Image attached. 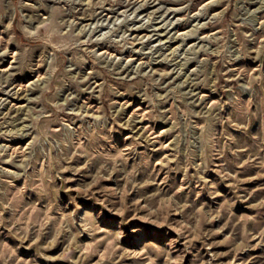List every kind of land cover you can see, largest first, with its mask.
<instances>
[{"label": "rangeland", "instance_id": "374dc122", "mask_svg": "<svg viewBox=\"0 0 264 264\" xmlns=\"http://www.w3.org/2000/svg\"><path fill=\"white\" fill-rule=\"evenodd\" d=\"M0 264H264V0H0Z\"/></svg>", "mask_w": 264, "mask_h": 264}, {"label": "bare ground", "instance_id": "6f19581e", "mask_svg": "<svg viewBox=\"0 0 264 264\" xmlns=\"http://www.w3.org/2000/svg\"><path fill=\"white\" fill-rule=\"evenodd\" d=\"M149 4H150V3L148 2V3H145L143 6H146V7H147V6H150ZM130 5H131V3H128V4L126 5V7H128V6H130ZM122 6H123V4H122ZM143 6H141V7H143ZM125 11H126V10H125ZM155 11H156V10H155ZM115 12H116V11H115ZM134 12H135V11H134ZM102 13H103V12H102ZM98 15H99V14H98ZM100 15H101V14H100ZM102 18H103V17H102ZM102 18H101V19H102ZM102 27H103V26H102ZM147 30H148V29H147ZM95 31H96V30H95ZM158 35H159V34H158ZM186 37H187V36H186ZM137 38H138V37H137ZM149 39H150V38H149ZM151 39H152V38H151ZM200 52H201V51H200ZM189 63H190V62H189Z\"/></svg>", "mask_w": 264, "mask_h": 264}]
</instances>
